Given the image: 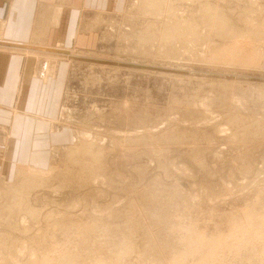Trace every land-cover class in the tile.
Instances as JSON below:
<instances>
[{"label": "rangeland", "instance_id": "1", "mask_svg": "<svg viewBox=\"0 0 264 264\" xmlns=\"http://www.w3.org/2000/svg\"><path fill=\"white\" fill-rule=\"evenodd\" d=\"M167 1L100 0L33 57L65 77L55 113L0 128V264H264V0Z\"/></svg>", "mask_w": 264, "mask_h": 264}, {"label": "crops", "instance_id": "2", "mask_svg": "<svg viewBox=\"0 0 264 264\" xmlns=\"http://www.w3.org/2000/svg\"><path fill=\"white\" fill-rule=\"evenodd\" d=\"M99 2L100 0H0V18L6 23L5 40L0 44V128L5 134L6 129H16L15 114L27 115L41 111L35 105L41 106L44 101L35 100L36 97L48 96L49 107L45 112L55 111L57 105L54 99L62 93L61 84L57 80L64 79L65 73L59 68V77L54 80L47 74L52 72V61L50 63V60H46L41 64L33 57L41 53L49 56L50 52L44 49L58 43L67 46L72 44V40L82 43V33L88 25L84 26V13L92 9L98 12ZM105 7L106 4L102 9ZM20 46H31V53H23ZM6 115H9V120Z\"/></svg>", "mask_w": 264, "mask_h": 264}, {"label": "bare ground", "instance_id": "3", "mask_svg": "<svg viewBox=\"0 0 264 264\" xmlns=\"http://www.w3.org/2000/svg\"><path fill=\"white\" fill-rule=\"evenodd\" d=\"M143 2H144V11H145V13H147V12H150V14H152V15H160V16H162V14H163V9H164V1H167V0H142ZM168 2V1H167ZM170 2V1H169ZM178 2V1H177ZM188 2V1H187ZM207 4V3H206ZM140 5V4H139ZM205 5V4H204ZM179 6V5H178ZM169 7L170 6H168V9H169ZM142 8V9H143ZM171 8H173V7H170V9ZM178 8V7H177ZM176 8V9H177ZM169 9V10H170ZM183 9V8H182ZM173 10V9H172ZM180 10V9H179ZM194 11V10H193ZM175 12V11H174ZM185 12V11H184ZM203 12H205L206 14L207 13H210V16L212 17V18H214V24H215V26L218 28L217 30H218V34H220V32L221 33H223V32H228V34H230V35H233V37L234 38H237L238 36H243L245 33L243 32V31H239L238 29H236L235 28V26H233L232 24H231V19H229L228 17H227V15L226 14H224L225 12L223 11L222 13H220V12H218L217 10H216V8L213 6V5H211V4H207L206 5V7L204 8V10H203ZM170 13H172V12H170ZM179 13V12H178ZM172 14H174V13H172ZM176 16V15H175ZM155 17V16H154ZM176 18V17H175ZM145 19V18H144ZM153 19V18H152ZM172 20V19H171ZM177 20V19H176ZM161 21V20H160ZM169 22H171V21H169ZM173 22V21H172ZM153 23V22H152ZM175 23V22H174ZM185 23V22H184ZM154 24V23H153ZM165 24V23H164ZM182 24V25H181ZM180 24V22L179 21H177V23H175V24H171V23H168L167 24V22H166V30L164 31V34H166L167 36H169V35H174V36H182L183 35V28L184 27H186V28H188V31H189V34H191L192 36L194 35L195 37H197V35H200V32H199V30L197 29V23H196V21H190V20H187L186 21V23L183 25V23H181ZM264 24V23H263ZM94 25V24H93ZM213 25V24H212ZM149 26V25H148ZM165 26V25H164ZM197 26V27H196ZM260 26V25H259ZM162 27H163V25H162ZM215 27V28H216ZM261 27V26H260ZM260 27L259 28H257V30H256V32L257 31H259L258 29H260ZM263 27V26H262ZM152 28V27H151ZM159 28V27H158ZM157 28V29H158ZM213 28V27H212ZM264 28V27H263ZM262 28V29H263ZM150 29V28H149ZM161 29V28H160ZM211 29V28H210ZM261 29V30H262ZM216 30V31H217ZM149 31V30H148ZM153 32L155 31V30H152ZM163 31V30H162ZM220 31V32H219ZM146 32V31H145ZM161 32V31H160ZM253 32H255V30L253 31ZM256 32H255V34H253L254 36L256 35ZM148 33V32H147ZM203 33V32H202ZM258 33V32H257ZM260 33L261 34H263L264 32H259V35L258 36H260ZM163 33H162V35H164ZM161 35V36H162ZM224 35H226V34H224ZM250 35H251V33H250ZM148 36V35H147ZM147 36H144V35H142V37H143V39H145V40H147L148 39V37ZM149 36H151L150 34H149ZM166 36V37H167ZM222 36V35H221ZM227 36H229V35H227ZM257 36V35H256ZM263 36V35H262ZM156 37V36H155ZM163 37H165V35L163 36ZM163 37H161V39L163 38ZM158 38V37H157ZM260 38V37H259ZM167 39H168V37H167ZM222 39V38H221ZM172 40V39H171ZM162 41V40H161ZM239 41V40H238ZM160 46V45H159ZM240 45L238 44V43H236L235 44V46L232 48V50L234 51V52H239V53H241V52H243V50H241L240 51V49H243V48H241L240 47V49L238 48ZM238 48V49H237ZM239 50V51H238ZM223 51H226V50H223ZM232 51V52H233ZM238 53V54H239ZM233 54H235V53H233ZM243 54V53H242ZM241 55V54H240ZM245 56H247V54H245ZM250 56H251V54L249 55V57L247 58V59H250ZM253 57H251V59H252ZM93 144V143H92ZM88 146H89V144H87ZM86 145V146H87ZM90 146H92L91 144H90ZM83 147H85V146H83ZM87 148V147H86ZM85 148V149H86ZM92 148V147H91ZM81 149H84V148H81ZM76 150V149H75ZM79 150V149H78ZM100 150H102V149H100ZM84 151V150H83ZM88 151V150H87ZM99 154V153H98ZM76 155V154H75ZM95 159V158H94ZM87 160V159H86ZM36 168V167H35ZM35 168H33V170H32V172H34L35 174H37L38 172H40V173H42V172H44L43 170L41 171V170H39V169H35ZM49 170H56L55 168H53V166H51V169H49ZM26 171V170H25ZM24 171V173H32V172H25ZM19 172H23L22 170H20ZM18 172V173H19ZM37 177V176H36ZM24 179V178H23ZM31 183H33V182H31Z\"/></svg>", "mask_w": 264, "mask_h": 264}]
</instances>
